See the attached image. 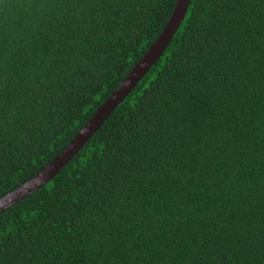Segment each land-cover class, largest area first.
Instances as JSON below:
<instances>
[{
    "label": "trees",
    "instance_id": "obj_1",
    "mask_svg": "<svg viewBox=\"0 0 264 264\" xmlns=\"http://www.w3.org/2000/svg\"><path fill=\"white\" fill-rule=\"evenodd\" d=\"M176 0H0V197L42 169ZM0 264H264V0H190L171 41L45 185Z\"/></svg>",
    "mask_w": 264,
    "mask_h": 264
},
{
    "label": "water",
    "instance_id": "obj_2",
    "mask_svg": "<svg viewBox=\"0 0 264 264\" xmlns=\"http://www.w3.org/2000/svg\"><path fill=\"white\" fill-rule=\"evenodd\" d=\"M190 0H176L164 27L142 57L114 88L109 96L96 108L76 135L42 169L28 180L0 197V212L26 198L49 182L66 163L85 145L105 119L130 93L152 65L161 56L179 25L183 21Z\"/></svg>",
    "mask_w": 264,
    "mask_h": 264
}]
</instances>
